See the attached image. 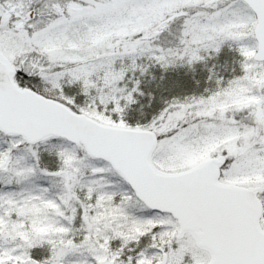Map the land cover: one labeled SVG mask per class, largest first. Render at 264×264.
Here are the masks:
<instances>
[{
	"label": "snow or ice",
	"instance_id": "obj_1",
	"mask_svg": "<svg viewBox=\"0 0 264 264\" xmlns=\"http://www.w3.org/2000/svg\"><path fill=\"white\" fill-rule=\"evenodd\" d=\"M0 264H264V0H0Z\"/></svg>",
	"mask_w": 264,
	"mask_h": 264
}]
</instances>
